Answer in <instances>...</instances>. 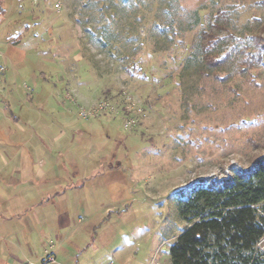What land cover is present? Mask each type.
Segmentation results:
<instances>
[{"label": "rangeland", "instance_id": "rangeland-1", "mask_svg": "<svg viewBox=\"0 0 264 264\" xmlns=\"http://www.w3.org/2000/svg\"><path fill=\"white\" fill-rule=\"evenodd\" d=\"M0 1V264H172L177 191L264 155V0Z\"/></svg>", "mask_w": 264, "mask_h": 264}, {"label": "trees", "instance_id": "trees-1", "mask_svg": "<svg viewBox=\"0 0 264 264\" xmlns=\"http://www.w3.org/2000/svg\"><path fill=\"white\" fill-rule=\"evenodd\" d=\"M3 6L0 1V22ZM199 55L205 57L204 48ZM199 57H187L198 73L207 66ZM177 192L187 227L170 249L172 264H264V155L248 170L220 181L200 178Z\"/></svg>", "mask_w": 264, "mask_h": 264}, {"label": "built area", "instance_id": "built-area-1", "mask_svg": "<svg viewBox=\"0 0 264 264\" xmlns=\"http://www.w3.org/2000/svg\"><path fill=\"white\" fill-rule=\"evenodd\" d=\"M6 67L5 66H1L0 67V83H1V77L2 75H4L6 73ZM115 111V107L108 104V103H102L100 105H98L91 113L87 114V113H82L83 117L88 118L89 116H95L97 114H103L106 112H113ZM135 120L134 119H129L125 122V128L129 129L131 126L135 125ZM264 239L261 241V243L259 244V248L264 252V249L262 248V243H263Z\"/></svg>", "mask_w": 264, "mask_h": 264}, {"label": "crops", "instance_id": "crops-1", "mask_svg": "<svg viewBox=\"0 0 264 264\" xmlns=\"http://www.w3.org/2000/svg\"><path fill=\"white\" fill-rule=\"evenodd\" d=\"M14 39H16V40H14ZM1 44H5V46L11 51L12 50V48H16V47H18L19 46V37H13V36H9V37H2V39H1ZM9 54L10 53H8V55H2V58H3V60H4V64H6V65H8L9 63H13V60H14V56L13 55H11V56H9ZM13 54H14V52H13ZM1 56V55H0ZM7 68H8V66H7ZM8 71H9V68H8ZM73 164H75V163H73ZM67 188L70 190V189H75V188H77L76 187V185H68L67 186ZM64 196H65V193H64ZM65 198V197H64ZM67 219V215L65 214V212H64V220H66ZM1 253H3V254H5L6 252H4V251H1L0 252V254Z\"/></svg>", "mask_w": 264, "mask_h": 264}]
</instances>
